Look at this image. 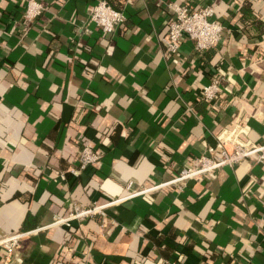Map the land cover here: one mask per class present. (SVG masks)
<instances>
[{
    "label": "crops",
    "instance_id": "0c3cea01",
    "mask_svg": "<svg viewBox=\"0 0 264 264\" xmlns=\"http://www.w3.org/2000/svg\"><path fill=\"white\" fill-rule=\"evenodd\" d=\"M26 1L0 0V241L24 234L9 264H264L260 164L127 197L218 136L264 141V0H105L125 15L111 35L90 21L100 0H38L31 21ZM169 4L210 6L222 39L196 53L183 36L172 61ZM81 141L100 159L72 174ZM72 203L110 205L51 225Z\"/></svg>",
    "mask_w": 264,
    "mask_h": 264
},
{
    "label": "built area",
    "instance_id": "2783aa9c",
    "mask_svg": "<svg viewBox=\"0 0 264 264\" xmlns=\"http://www.w3.org/2000/svg\"><path fill=\"white\" fill-rule=\"evenodd\" d=\"M172 15L167 24V35L163 40L164 53L175 61L179 42L183 36H186L193 42L194 51L201 53L209 48L216 46L222 39L223 27L214 19L213 10L210 6H200L191 8L185 4H169ZM43 10L42 4L38 0H27L24 9V18L31 21ZM125 15L122 9L112 7L105 0H100L95 6L90 21L103 34L111 35L122 25ZM220 90V78H212L209 84L202 86L200 97L205 101L214 100ZM80 148L76 154L74 167L69 171L77 174L87 166L94 164L100 159V155L93 147L86 142H79ZM242 162H252L264 166V141L251 142L242 141L238 137H217L216 146L208 148L207 154L201 155L194 159L192 165L182 168L178 174L162 184L148 189H138L129 191L131 184H127L126 189L129 191L127 197L142 195L149 190L168 186L180 185L186 180L200 178L214 174L224 166H235ZM110 204L92 203L83 207L79 204L72 203L70 209L65 215H56L51 225L70 226L71 222H82L92 217H104L105 207ZM24 234H14L0 241V248L3 249V260L1 264H9L8 258L19 247V241ZM160 264H178L176 262L161 261Z\"/></svg>",
    "mask_w": 264,
    "mask_h": 264
}]
</instances>
